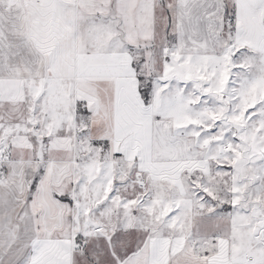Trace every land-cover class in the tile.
<instances>
[{
  "label": "snow or ice",
  "instance_id": "6c2138e0",
  "mask_svg": "<svg viewBox=\"0 0 264 264\" xmlns=\"http://www.w3.org/2000/svg\"><path fill=\"white\" fill-rule=\"evenodd\" d=\"M0 264H264V0H0Z\"/></svg>",
  "mask_w": 264,
  "mask_h": 264
}]
</instances>
